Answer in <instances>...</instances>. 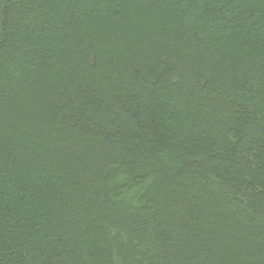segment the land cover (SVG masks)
<instances>
[{
	"label": "trees",
	"instance_id": "1",
	"mask_svg": "<svg viewBox=\"0 0 264 264\" xmlns=\"http://www.w3.org/2000/svg\"><path fill=\"white\" fill-rule=\"evenodd\" d=\"M0 264H264V0H0Z\"/></svg>",
	"mask_w": 264,
	"mask_h": 264
}]
</instances>
